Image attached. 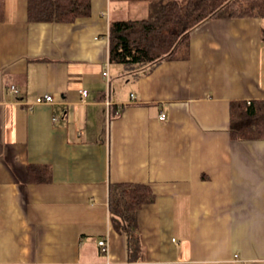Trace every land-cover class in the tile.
<instances>
[{"label":"crops","instance_id":"0c3cea01","mask_svg":"<svg viewBox=\"0 0 264 264\" xmlns=\"http://www.w3.org/2000/svg\"><path fill=\"white\" fill-rule=\"evenodd\" d=\"M157 1L35 22L30 0H0V264H264V140L229 132L232 101L264 100V19L208 20L151 70L111 63L112 22ZM116 183L156 196L134 260L113 227Z\"/></svg>","mask_w":264,"mask_h":264},{"label":"trees","instance_id":"16d2710c","mask_svg":"<svg viewBox=\"0 0 264 264\" xmlns=\"http://www.w3.org/2000/svg\"><path fill=\"white\" fill-rule=\"evenodd\" d=\"M90 0H30L29 18L35 22H73L90 15ZM264 19V0H166L153 2L144 20L114 21L110 27L111 63L130 69L148 67L180 58L191 33L208 20L225 18ZM264 31V30H263ZM114 111V109H113ZM229 132L233 140H264V100L232 101ZM47 167L29 168L33 182L47 181ZM150 186L116 183L109 189V208L114 229L126 234L131 260L140 250L139 211L153 203Z\"/></svg>","mask_w":264,"mask_h":264},{"label":"built area","instance_id":"2783aa9c","mask_svg":"<svg viewBox=\"0 0 264 264\" xmlns=\"http://www.w3.org/2000/svg\"><path fill=\"white\" fill-rule=\"evenodd\" d=\"M103 75L105 77H108L109 76L108 71L106 70L103 73ZM11 89H12L13 92H17L16 86H12ZM82 93H83V96H87L88 95V91L87 90H83ZM132 98L134 99V95H132ZM53 101H54L53 96L50 95V94H46L43 97L37 98L36 101H35V104L53 103ZM108 105H109V103H108ZM165 118H166V115L164 113H162L160 115V119L161 120H165ZM99 246L101 247L102 251H104V252H106L107 249H108V243L105 240L100 241L99 242Z\"/></svg>","mask_w":264,"mask_h":264}]
</instances>
